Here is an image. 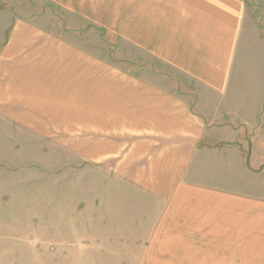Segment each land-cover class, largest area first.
I'll return each instance as SVG.
<instances>
[{
    "label": "crops",
    "instance_id": "crops-1",
    "mask_svg": "<svg viewBox=\"0 0 264 264\" xmlns=\"http://www.w3.org/2000/svg\"><path fill=\"white\" fill-rule=\"evenodd\" d=\"M46 1L112 6L89 19L125 21L134 52L198 85L194 95L124 71L37 24L23 8L36 0H3L22 8L0 11V121L63 149L62 181L81 170L77 191L63 185L46 211L67 260L87 249L126 264H264V127L257 99L233 93L245 2Z\"/></svg>",
    "mask_w": 264,
    "mask_h": 264
},
{
    "label": "rangeland",
    "instance_id": "rangeland-1",
    "mask_svg": "<svg viewBox=\"0 0 264 264\" xmlns=\"http://www.w3.org/2000/svg\"><path fill=\"white\" fill-rule=\"evenodd\" d=\"M11 1L13 0H7V3ZM243 1L245 25L237 62L238 66L244 68L234 71L236 87L233 93L239 98L248 95L256 98L257 102L262 101L252 104H256L258 109V127L263 128L264 0ZM36 2V6L28 5L23 8L35 11L32 16L43 28L64 36L124 71L138 76H151L152 79L161 77L169 83L168 87L179 92L187 90L194 94L198 91V85L187 76L148 55L134 52L132 46H128L127 39L119 34L125 30V21L115 22L112 24L115 27L111 28L109 21L96 22L89 19L98 16L111 17L109 14L112 6L70 7L58 3L48 4L46 0ZM1 4L3 0L0 1V11H8L7 8L17 11L22 8L16 5L3 7ZM119 8L120 17L125 19L126 6ZM95 10L98 11V16ZM150 66L153 69L150 70ZM144 67L148 69L145 70ZM228 114L226 122L233 126L240 125L237 122L239 120H234ZM253 119L254 116L251 118L250 115L246 120L250 122ZM262 130L264 138V128ZM259 132L260 130L257 136L260 135ZM251 136L248 133V137ZM255 152L251 145L249 153L254 155ZM63 154V149L52 146V141L46 136L0 121V264H126L111 261L110 255L107 258L105 255L97 256L101 257V261H95L94 252H88L87 249L80 254L78 250L72 261H68V245L63 242L62 236L51 234V223L47 221L49 215L46 214L48 207L50 204L62 205L63 185L69 184V190L74 192L77 191V185L79 186L77 174L81 170L80 166L74 164L69 170L75 174V181H62V176L66 173L64 168L67 166L61 165L62 160L58 159H62ZM261 155L264 163V150ZM261 168L264 172V164Z\"/></svg>",
    "mask_w": 264,
    "mask_h": 264
}]
</instances>
